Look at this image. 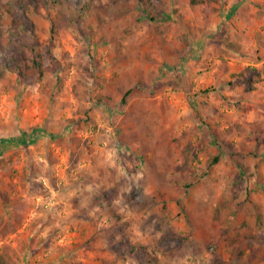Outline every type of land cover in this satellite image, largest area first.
I'll use <instances>...</instances> for the list:
<instances>
[{"label":"rangeland","instance_id":"374dc122","mask_svg":"<svg viewBox=\"0 0 264 264\" xmlns=\"http://www.w3.org/2000/svg\"><path fill=\"white\" fill-rule=\"evenodd\" d=\"M44 1L0 0V65L47 60L43 91L0 76V139L30 140L0 144V251L264 264V0H69L66 29Z\"/></svg>","mask_w":264,"mask_h":264},{"label":"trees","instance_id":"16d2710c","mask_svg":"<svg viewBox=\"0 0 264 264\" xmlns=\"http://www.w3.org/2000/svg\"><path fill=\"white\" fill-rule=\"evenodd\" d=\"M16 1H21V0H16ZM41 2L43 0H40ZM143 1V0H141ZM150 2V0H148ZM203 0H191V3L193 5L202 3ZM44 3H53V4H57L59 5L58 8V13H59V22L57 24H62L63 28L66 29V27H69L70 24L76 20L79 17H82V11L83 8L81 6L79 7H75L73 4L69 3V0H45ZM151 3V2H150ZM56 23H53V27H52V33H55V29L57 27ZM58 25V26H59ZM63 33V31H62ZM26 45L25 39H23V44H21V46L15 51L13 52L10 56H8L5 61L0 65V76L3 74V71L5 69L10 70V71H15L19 74L20 77H24L26 76V72L30 69H34L36 70V72L38 73V81L40 82V90L43 91L44 86L42 84L43 82V78L45 75V67L47 64V60H46V56L44 54V52H37V53H32L30 56L27 55L24 51H23V47ZM261 78L260 76H258L256 82L260 81ZM64 81L61 79L60 83H59V87L63 86ZM254 87V84H252V89ZM103 98V95L99 94L98 99L101 100ZM36 134V132H39L38 129H33V134ZM28 135L26 132L22 133V136L14 138H8V139H0V144H10L12 142H16L19 144H25L27 142H29L30 140L28 139ZM3 146L0 145V155L3 152ZM218 156H216L214 158L215 161L218 160ZM7 159H5L4 157H0V168L5 167V165L7 164ZM32 210V206H22L21 209H16L15 210V216H16V223H21L22 218L21 216L25 213H29ZM8 228L6 226V224H4L3 227H5V229H3V232L7 233L8 231H10L9 228L12 227V229L15 227V224H7ZM9 229V230H8ZM24 240H22L21 238L19 239V242L22 243V245L24 246L23 243ZM22 246V247H23ZM19 257V253L17 251V249L12 248L11 250L8 249H4L0 251V264H18V259Z\"/></svg>","mask_w":264,"mask_h":264}]
</instances>
